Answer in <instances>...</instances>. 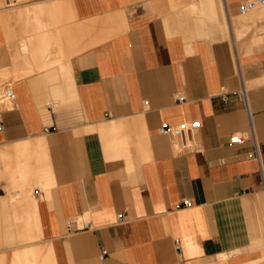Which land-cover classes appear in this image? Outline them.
<instances>
[{"label":"crops","instance_id":"obj_1","mask_svg":"<svg viewBox=\"0 0 264 264\" xmlns=\"http://www.w3.org/2000/svg\"><path fill=\"white\" fill-rule=\"evenodd\" d=\"M244 1L0 0V264H264V6Z\"/></svg>","mask_w":264,"mask_h":264},{"label":"built area","instance_id":"obj_2","mask_svg":"<svg viewBox=\"0 0 264 264\" xmlns=\"http://www.w3.org/2000/svg\"><path fill=\"white\" fill-rule=\"evenodd\" d=\"M264 6V0H246L239 4V11L241 13L249 11L251 9H254L255 7H261ZM0 99L4 100L5 103H12L14 99V93L10 86H7L4 88L3 93L0 95ZM198 122L197 121H190V122H183L176 126H168L167 124H163L161 127V130L165 133H169L173 136H182L191 133L193 130L198 128ZM230 142L233 143H241L244 140V137L240 133H234L230 136ZM251 155H254L258 157V152L256 147L254 148ZM184 205L189 203L188 199H184L182 201ZM106 251L103 250L102 254H104Z\"/></svg>","mask_w":264,"mask_h":264},{"label":"rangeland","instance_id":"obj_3","mask_svg":"<svg viewBox=\"0 0 264 264\" xmlns=\"http://www.w3.org/2000/svg\"><path fill=\"white\" fill-rule=\"evenodd\" d=\"M197 16H200V15H195V17H197ZM188 19L187 18H185V17H178L177 18V20H176V22H178V23H184V22H186ZM201 36V35H200ZM3 91H4V88L0 91V95L3 93ZM3 102V103H2ZM0 103H1V105H7V103H5L4 102V100H1L0 101Z\"/></svg>","mask_w":264,"mask_h":264},{"label":"bare ground","instance_id":"obj_4","mask_svg":"<svg viewBox=\"0 0 264 264\" xmlns=\"http://www.w3.org/2000/svg\"><path fill=\"white\" fill-rule=\"evenodd\" d=\"M2 1H3V0H2ZM201 1H202V0H201ZM38 21H39V19H38ZM244 25H245V24H244ZM244 25H243V26H244ZM243 34H245V32H244ZM52 60H53V59H52ZM48 63H49V62H48ZM50 63H51V62H50ZM50 63H49V64H50ZM57 64H58V63H57ZM53 65H54V64H53ZM46 66H47V65H46ZM46 66H45V67H46ZM62 66H63V64H62ZM64 67H65V66H64ZM46 68H49V66H47ZM62 68H63V67H62ZM62 68H61V70H62ZM44 69H45V68H44ZM64 69H65V68H64ZM48 70H49V69H48ZM66 72H67V71H66ZM60 73H61V72H60ZM62 73H63V72H62ZM60 75H61V74H60ZM50 78H51V77H50ZM9 83H10V81H9ZM0 90H1V89H0ZM2 103H3V102H2ZM0 104H1V103H0ZM6 106H7V105H6ZM9 107H10V106H9ZM11 108H12V107H11ZM125 136H126V135H125ZM125 145H126V144H125ZM258 263H259V262H258ZM259 264H260V263H259Z\"/></svg>","mask_w":264,"mask_h":264}]
</instances>
